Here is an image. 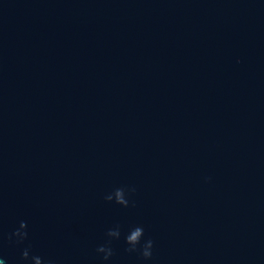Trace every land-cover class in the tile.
<instances>
[{
	"label": "water",
	"instance_id": "95a60500",
	"mask_svg": "<svg viewBox=\"0 0 264 264\" xmlns=\"http://www.w3.org/2000/svg\"><path fill=\"white\" fill-rule=\"evenodd\" d=\"M136 225L149 260L125 251ZM28 244L264 264V0H0V258Z\"/></svg>",
	"mask_w": 264,
	"mask_h": 264
},
{
	"label": "clouds",
	"instance_id": "9594fccd",
	"mask_svg": "<svg viewBox=\"0 0 264 264\" xmlns=\"http://www.w3.org/2000/svg\"><path fill=\"white\" fill-rule=\"evenodd\" d=\"M135 192V188L118 187L104 197L107 201H114L123 207L129 206V194ZM27 222L19 221L18 226L9 234H7V240L15 243L16 245H24L28 239ZM108 238L105 243L96 247V252L102 254L101 259L108 261L113 255L114 251L111 247V241L113 239H119L121 235V226L119 224L109 228L106 233ZM144 235V229L140 225L129 228L127 234L124 237V242L127 245L126 252L138 253L144 260H149L152 257L153 241L152 239H146L141 243V239ZM31 245L28 244L20 249L19 259L17 264H57L52 258H46L36 254H30ZM0 264H5V260L0 258Z\"/></svg>",
	"mask_w": 264,
	"mask_h": 264
}]
</instances>
